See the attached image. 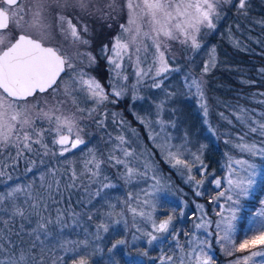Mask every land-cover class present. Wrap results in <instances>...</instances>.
Here are the masks:
<instances>
[{
    "label": "snow or ice",
    "instance_id": "snow-or-ice-1",
    "mask_svg": "<svg viewBox=\"0 0 264 264\" xmlns=\"http://www.w3.org/2000/svg\"><path fill=\"white\" fill-rule=\"evenodd\" d=\"M230 2L123 0L121 4L120 0H106L103 6H99L100 0H0V179L7 177L11 181L12 176L7 170L17 167L21 159L27 161L34 153L41 157L49 154L64 157L65 153L77 150L82 145L87 147L81 125L86 119L94 118L97 109L106 102L115 103L110 96L118 99L128 91L129 86L125 83L128 76L122 74L125 61L135 70L136 81L131 85L134 101L141 99L137 93L147 79L152 80L151 88L163 89V83L170 74L182 71L179 66L173 67L169 63V59L175 60L171 54V42H178L186 50L198 54L202 47L201 34L217 27L215 21L220 19L221 6ZM248 2L238 0L235 5L237 12L246 14ZM125 10L126 23L119 25V31L111 38V46L104 43L100 49L109 65L110 91H107L99 80L81 67L96 63L91 51H81V48L87 49L92 43L88 24L82 21L85 16L97 14L101 18L115 19ZM57 33L62 38L59 43L54 42ZM65 44L75 51L69 54ZM216 63L213 47L199 75L189 70L182 77L188 98L197 100L206 125L209 123V107L204 77ZM144 64L148 65L147 70L142 67ZM260 71L264 73V69ZM65 75L67 79H64ZM164 92L165 99L156 105L155 121L139 115L137 119L147 129L149 139L154 143L159 141L156 148L165 162L180 170L181 175L183 170H187L186 182L192 184L197 196H202L204 193L200 188L212 175L206 171L207 165L202 159L206 146L202 144L197 152H190L187 132L182 143L172 142L175 137L166 129L169 126L175 128L176 121L163 120L162 113L165 104L173 100L177 93L166 89ZM89 103L93 107H81V104ZM254 115L245 108L235 114L241 130L235 133V142L227 139L225 143L248 158L242 156L236 159L225 153L227 171L224 176H217L211 181L216 188L215 195L208 200L214 206L213 214L210 216L203 204H197V211L191 217V229L176 227L174 208L165 218H158V209L167 201L170 185L165 177L158 174L148 155L141 153L140 156H144L142 164H134L133 158L139 160L140 156L134 149L126 147L129 141L121 134L115 138L117 144L109 153L108 162L113 167L122 166L119 179L126 187L150 180L147 188L135 193L128 191L115 204L106 201L108 211L101 215L108 217L109 222L102 220L95 225V231L84 228L83 238L68 239L63 237V230L73 225L79 227L80 214L68 211L70 223L65 219L66 210L58 208L54 218L44 215L53 193L61 190L59 169L48 168L47 172L40 173L39 190L34 183L6 185L7 190L0 191V224L3 225L0 228V253L5 254L0 264H93V257L102 251L99 246L102 233H108L110 227L120 224L124 225L125 234L132 230V240L130 242L124 237L115 239L108 247V253L120 247L127 249L130 244L138 247L135 242L141 240L145 244L135 254L125 251L124 254L129 257L126 264H143V257H148L153 264H216L213 240L215 246L231 258L229 264H264V197L259 199L258 204L253 203L257 196L264 193V122L255 119ZM117 116V113H112L114 123H117ZM221 117L232 124L223 113ZM37 122L46 124V127L38 128ZM118 122L121 126L125 124L122 118ZM96 123L98 127H103L104 120ZM154 125L159 126L160 132L153 131ZM131 131L133 135L136 134L134 129ZM208 131L215 135L211 125ZM227 135L232 136L231 133ZM48 136L52 137L51 147L46 142ZM249 136H259L260 139L249 142ZM186 153L191 155V160L183 158ZM85 156L87 158L83 160L79 173L71 165L68 166L70 183L64 185L66 189L80 187L76 181L82 176L88 179L89 184L100 181L104 160L98 158L91 148ZM257 158L260 163L256 162ZM5 159L10 163L3 162ZM197 162L200 179L192 175ZM44 163L41 158L40 164ZM35 164L36 161L31 160L25 171L32 172ZM103 179L107 180L108 177ZM113 187L111 182L101 183L90 196L92 199L101 197L104 190ZM45 192L48 195H44ZM52 203L58 201L52 200ZM88 203H91V199ZM117 207L120 208L119 212L115 211ZM179 215L184 216L183 207ZM5 216L7 219H3ZM33 216L36 217V227L27 233L33 238L32 244L24 248L23 241L13 243L10 237L15 221L30 222ZM114 216L119 219H113ZM92 219L93 214H89L88 220ZM23 230L21 223L20 231L14 234L21 236ZM241 235L243 239H240ZM153 247L160 250L158 257H149V250ZM106 264L117 262L110 257Z\"/></svg>",
    "mask_w": 264,
    "mask_h": 264
},
{
    "label": "trees",
    "instance_id": "trees-1",
    "mask_svg": "<svg viewBox=\"0 0 264 264\" xmlns=\"http://www.w3.org/2000/svg\"><path fill=\"white\" fill-rule=\"evenodd\" d=\"M237 3L238 0H231L230 3L221 6L220 19L217 22L215 21L217 27L214 30H207L206 33L201 34L202 47L198 54L188 50L177 51V47L174 51V56L180 62L181 68L192 70L195 74L199 75L203 61L208 57V53L206 52L207 47H215L216 66L204 77L206 81L205 94L209 107V124L206 125L204 123L198 108L183 95L180 79H176L178 74L172 76L175 81L174 86L167 87V81L163 84V86L167 84L166 89L168 91L177 93L175 98L184 100L183 102L179 101L178 107H175L179 111V117L176 118V114L173 116L172 114L168 115L166 112L162 113L166 121L175 118L177 125L174 129L177 134L176 140L181 136L179 133L184 137V133L187 132L189 144L196 146L198 149L200 145H205L202 157L209 167L214 169L224 162L226 158L225 153L233 156L243 155L247 157L246 154L240 153L237 149L232 148L230 144L225 143L227 139H232L235 142V133L241 130L240 124L235 119V114L238 113L239 109H248L251 113L255 114V119L264 122V115H261L264 114V103H261L264 101V73L260 71V69H264V0H249L246 14L237 12L235 6ZM190 57H192L191 60L189 59ZM100 64L102 65V72L96 74V76L105 89L110 91L108 69L104 57H102V60L99 58L98 65ZM244 81L248 83H244ZM113 99L116 101L115 103L108 102L106 105L119 114L120 119L122 118L131 127L135 128L139 136L145 140L147 145H150L143 124L133 115L130 94L126 93L118 99L110 96V100ZM221 113L228 120H231L232 124L223 119ZM109 115L110 112L107 114L103 127H98L97 123L84 127L82 135L83 139L87 142V147L82 145L77 150H73L68 154L65 153L64 157H53L49 154L42 157L45 161L44 164H40L41 159L39 160L38 158L41 156L35 153L27 161L21 159L17 167L7 170L12 176L11 181H8L7 177L0 179V191H6V185L14 186L15 184L28 183H34L39 190L41 183L39 175L40 173L47 172V169L50 167L57 168L59 171L64 170L65 172L68 166L72 165L77 173H79L82 170L84 155L88 152L89 148L94 149L97 157L104 160L100 181L89 184L88 179L82 176L76 181V184L81 186L67 191V189H62V179L60 192L53 193L52 199L49 201L48 214L44 213V215H50L54 218L58 208L66 210L65 219L69 223L70 217L67 216L68 211L80 214V226L73 225L71 228L64 229L63 237L68 239L83 238V229L87 228L90 231L93 225L98 222L100 215L107 209L106 201L111 203L117 195V187L114 186L113 188L104 190L101 197L92 199L90 196V193H94L101 186V183L115 182L114 180H118L119 176L120 166L113 167L108 162V154L112 150L111 144L114 142L113 137L116 132L115 128L112 127V122L109 120ZM209 125L215 130V135L208 131ZM228 133H231L232 136L227 135ZM132 138L136 137L133 135ZM259 139V136L248 137L249 142ZM48 140L47 137L46 142ZM136 141L139 145L137 138ZM136 141L133 140V144H128L129 147L138 148ZM149 147L154 153L153 159L155 164L163 171H168L170 176L175 179L174 186L172 187L177 193L181 194L182 192L178 184L181 186H184V184H182L176 173L167 165L155 146L152 147L150 145ZM7 155L5 153V157ZM31 160H35L36 164L33 167V171L28 173L25 169ZM3 162L10 163L6 159ZM256 162L260 163L261 161L257 158ZM105 176L108 177L107 180L103 179ZM185 187L187 191L191 192L189 187ZM202 189L204 194L196 198L206 204V211L211 216L214 206L209 204L208 200L210 196L215 195L216 190L210 184L209 179L205 181ZM261 197H264V193L257 196L253 203L258 204ZM20 199L23 202V197ZM90 199L91 203L89 204L88 200ZM52 200L58 201V203H52ZM89 214H93L92 220H88ZM3 219H7V217L5 216ZM213 219H215L214 216ZM21 223L24 225L23 234L17 236L14 233L20 231ZM35 227L36 218L34 216L30 218V222H22L17 219L15 226L12 228L11 241L16 244L23 241V247L27 248L33 242V238L27 233ZM240 227H243V225ZM0 228H3L2 224H0ZM51 230L57 231L58 229ZM5 236H8L7 231H5ZM240 239H243L242 235ZM110 243L111 241H105L101 244H105L106 246V244ZM213 245L216 264H229L231 258L223 254L218 246H215L214 240ZM39 251L38 247L37 252ZM10 252L11 249H9L8 254ZM3 256L5 254L0 253V257Z\"/></svg>",
    "mask_w": 264,
    "mask_h": 264
},
{
    "label": "rangeland",
    "instance_id": "rangeland-1",
    "mask_svg": "<svg viewBox=\"0 0 264 264\" xmlns=\"http://www.w3.org/2000/svg\"><path fill=\"white\" fill-rule=\"evenodd\" d=\"M105 2H106V0H100V5L99 6H103V3H105ZM120 3L122 4L123 0H120ZM126 21H127L126 10H125L124 13L116 15L115 19L101 18L100 15L97 14L96 16H85L83 21H82V23H87L88 24V27H89L88 35L90 37H92V43H91L90 46H88L87 49L81 48V51H84V50L91 51L93 53V55L96 57V63H95V65H92L90 67L86 66V64L85 65H81V67H84V70L86 72H88L91 76H94L97 80H98V78H97L96 74H100V72H102V65L101 64L98 65V60H99V58H100V60H102V57H104L105 62L107 64L108 77L110 76L109 65H108V62H107V58H106L105 55H103L101 53V50H100L101 46L104 43H108L109 47H110L111 46L110 45L111 38L114 35H116V33L119 31V25L121 23H126ZM109 25H111V27H109ZM61 39L62 38L57 33L55 35V41L54 42L59 43L61 41ZM65 47L68 48L69 54H71L72 52L75 51V49L69 47L67 44H65ZM176 47H177V49H176ZM175 49L177 51H182V50L185 51L186 50L178 42H171V54L172 55H174ZM211 49H212L211 46L207 47V49H206L207 51L206 52L209 53V51ZM207 59H208V57H207ZM205 60H206V58H205ZM204 61H203V64H204ZM149 62H150V58H149ZM124 63H125V67L123 69V73L122 74L128 76V79H127V81L125 83L129 86L128 91L126 93L130 94V97H131V108H132L133 115H134V113L136 114V115H134L136 119H137V115H139V116H146L149 119L155 121L156 113H157L156 105L159 102H161V101H163L165 99L164 89H166L169 86H174L175 81L172 78V76H174L175 74H178V76H176V79L177 78L180 79L183 95L188 100L192 101L193 104L195 105V107L198 108V110L201 113V118L204 121L203 111H202V109H200L198 107L197 100L195 98H188V94L186 93V91L184 89V86H183V83H182V77L189 70L186 69V68H184V69L181 68V64H180L179 61L176 60V58H175L174 61L172 59H169V63L173 67L179 66L182 69V71L170 74V76L166 80L168 82V86L166 84L165 86H163V89H158L157 91H155L156 89H153V88L150 87V85L152 83V80L151 79H147L146 83L140 86L139 91L137 93L138 96L141 97V99H137L135 101L132 99V91H131V85L134 84L135 81H136L135 70L132 67V65L130 63H128L127 61H125ZM203 64H202V67H203ZM142 67H144L147 70L148 65L144 64V65H142ZM67 78H68L67 75H65L64 79H67ZM179 101L183 102L184 100H179L177 98H174L173 100L167 102L165 104V110L163 112L168 113V115L172 114L173 116H174V114H176V118L179 117V115H180L179 111L175 108L176 106L178 107L177 104L179 103ZM107 103L108 102H106L103 106H101L100 108L97 109V112L94 114V118L86 119V121L81 125V127H83V129H84V127H87V126H89L92 123H96V121H98V120H104V124H105V120L107 118V114H108V112H110V115L108 117H109L110 122H112L111 123L112 127L115 128V131H116L115 134H114V137H113V141L114 142H113V144H111L112 149L117 144V141H116L115 138L118 135H121V134L124 135L127 138V140L129 141L130 145L133 144L132 143L133 140L136 141V138H137L139 140V145H138V143L136 141V143H137L136 145L138 146V148H135V147H132V146L129 147V145H126V147H129L130 149H134L138 156H140L141 153H143L145 155H148L149 158L152 160V162L155 164V161L153 159L154 153H153L152 149L149 146L150 145L152 147L155 146V148H156V143H159V141H156L154 143L152 140H150L149 139V135H148V131L144 127L145 131H146V134H147V140L150 143V145H147L145 140L142 137L139 136V133L136 131L135 128L131 127L126 122H125L124 126H121L119 124V122H118L120 120L119 114L117 116V123H114L113 122L112 113H116V112L114 110H112V108L108 107V105H106ZM187 104H188V102H187ZM81 107L91 108V107H93V105L91 103H89V104H81ZM108 108H110V109H108ZM162 119L165 120L163 118V114H162ZM173 120H175V118H173ZM173 120H170V121H173ZM207 120H209V114L207 116ZM37 127L38 128L39 127H46V124L41 123V122H37ZM132 129L135 130L136 134L134 136L136 138H132L133 137V132L131 131ZM174 129L175 128H172V127L169 126V127H167L166 130H167V132H170L173 135V137H176L177 134L175 133ZM153 131L154 132H160L159 126L154 125ZM179 135H181L179 137L177 136L179 139L176 140V138H175L172 141L173 143H175V144L182 143L183 136L180 133H179ZM48 139L49 140H48L47 143L51 147V139H52V137L48 136ZM187 148L190 150V152H197L198 151V148H196V146H192L189 143H187ZM226 149H228V148H226ZM58 151L59 150L57 149V152ZM117 155H120V153L117 152ZM108 156H109V154H108ZM231 156L233 158L239 159L243 155H241V156H233V155H231ZM41 158L42 157H39L38 159L40 160ZM85 158H87V157L84 155V159ZM183 158H186L188 160L192 159L191 155H189L187 153H186L185 157H183ZM244 158H247V157L244 156ZM143 159H144V156H140L139 160H135V158H133L134 164L137 165V166L141 165ZM202 159H203V157H202ZM203 162H204L205 165H207L206 171L208 173L212 174L206 180L209 179L210 184L215 188V186L211 183V181H212V179H215L217 176H221L222 177V176L225 175V173L227 171V169H226L227 157L225 158L224 162L220 163L219 167H217L216 169L209 167V165L204 161V159H203ZM167 165L176 173L177 177L182 182V184H184V186L183 185L181 186L180 184H178V187H179V189H180V191L182 193L181 194L177 193L172 187V186H174L175 179H173V177L170 176L168 171H163L157 164H155L156 168L158 169V174L162 175L163 177H165L166 182L170 185V187H169V193L170 194L167 197V201L163 203V207L158 209V218H160V219L165 218V216L168 214V212L172 211V209L174 208L175 209V214L177 216V220L175 222L176 227L180 228V229H183V230L191 229L192 223H193V219H191V217L193 216L192 213H196V211H197L196 205L197 204H203L205 206V210H206V204L196 198L197 195L195 193V190H194L192 184L186 182V179H187V176H188L187 170H183V175H181V171L180 170L171 167V165L169 163H167ZM198 166H199V162H197V166L193 168L192 175H195L197 179H200L201 177H200L199 171L197 170ZM50 168H54V167H50ZM141 170H143L142 167H141ZM121 171H123L122 166H120L119 173ZM61 174H63L62 178H61ZM58 175H60L61 180L63 179L62 189H66L64 187V185L70 183L69 178L66 177V176H68L67 171L64 172V170H60ZM114 181L115 182H112V184L115 187H117V195H116L115 199L111 202L113 204H115L118 199L124 198L128 191H133L134 193L138 192L140 189L147 188L148 184L151 183V181L149 180L146 183L145 182H139V183H135L134 185L126 187L124 185L123 181L121 179L119 180V176H118V180H114ZM204 184L200 188V190L202 192H203L202 187L204 186ZM185 186L189 187L191 192H193V193L187 191V188ZM68 190H70V189H67V191ZM215 190H216V188H215ZM44 195H48V193L46 192ZM181 201H184L185 203L181 204ZM181 207L184 208V216L183 217H181L179 215ZM107 211H108V208L104 212H107ZM115 211L119 212L120 208L117 207L115 209ZM45 214H48V210L45 212ZM34 218H36V217H34ZM112 218L113 219H119V217H115V216L112 217ZM102 220L104 222H109V218L108 217H102V215H100V218H99L98 222H96L93 225V228L90 231H95V225L100 223ZM128 221H129V225H130L131 224V216L130 215L128 216ZM131 232H132V230L130 229L129 232L127 234H125L124 225L120 224V225H116L115 227H110L108 233H102V238L99 241V246H100L102 251H101L100 254H98V255L93 257V264H106V261L109 260L110 257H111L112 260L116 261L117 264H126V261L129 259V257L124 254L125 251H128V252H131V253L135 254L136 252L139 251L140 248L145 247V244H144L143 240L135 242L136 245H138V247H134V246H132L130 244L127 247V249H125L124 247H120V248L114 250V252L111 253V254L108 253L107 249H108V247L111 246V243L114 242L115 239H118V238H121V237H124L128 241L131 242V240H132ZM180 239L183 241V239H184L183 235H181ZM105 241L106 242L107 241L108 242L111 241V243L110 244H106V246H105V244H101L102 242H105ZM167 249H168V243L165 244V250L167 251ZM160 254H161L160 250L158 248H156V247H153V248H151L149 250V257H158ZM214 255H215V251H214ZM4 259H5V256L0 257V260H4ZM141 259L143 260V264H153V261L150 260L148 257H143ZM157 264H158V262H157Z\"/></svg>",
    "mask_w": 264,
    "mask_h": 264
},
{
    "label": "flooded vegetation",
    "instance_id": "flooded-vegetation-1",
    "mask_svg": "<svg viewBox=\"0 0 264 264\" xmlns=\"http://www.w3.org/2000/svg\"><path fill=\"white\" fill-rule=\"evenodd\" d=\"M13 35H16L17 33H12ZM65 77V76H64Z\"/></svg>",
    "mask_w": 264,
    "mask_h": 264
}]
</instances>
